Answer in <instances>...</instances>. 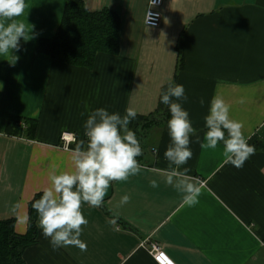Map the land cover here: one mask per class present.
I'll return each instance as SVG.
<instances>
[{
  "label": "crops",
  "instance_id": "crops-1",
  "mask_svg": "<svg viewBox=\"0 0 264 264\" xmlns=\"http://www.w3.org/2000/svg\"><path fill=\"white\" fill-rule=\"evenodd\" d=\"M68 1L25 0L16 19L33 26L32 38L0 55V222L15 220L16 233H28L31 202L49 186L50 171L72 168L71 152L87 139L83 125L97 108L137 111L130 125L144 145L137 158L144 170L113 182L101 207L83 205L86 251H54L38 227L25 264H157L154 244L176 264H264V0H166L159 27L146 24L151 0H81L121 21L119 54H99L92 69L37 52L39 40L57 34ZM169 81L184 86L183 107L201 139L209 102L220 95L255 147L237 169L224 163L222 144L206 149L193 142L184 167L200 181L194 206L182 204L162 179L167 124L139 125L138 118L157 113ZM14 115L37 122L33 139L7 134ZM65 132L77 138L69 150ZM153 179L158 188L150 187ZM124 195L130 202L118 207Z\"/></svg>",
  "mask_w": 264,
  "mask_h": 264
},
{
  "label": "clouds",
  "instance_id": "clouds-1",
  "mask_svg": "<svg viewBox=\"0 0 264 264\" xmlns=\"http://www.w3.org/2000/svg\"><path fill=\"white\" fill-rule=\"evenodd\" d=\"M154 3L151 0V6ZM25 7V0H0V55L12 54L19 49L21 39L32 38L29 33L33 26L29 29L28 24L16 19L23 15ZM160 102L170 112L167 121L170 142L164 152L167 169L162 170V179L177 193L182 204L194 206L201 194L200 181L189 175L190 168L184 167L193 156L190 147L193 142L206 149H216L222 144L224 163L237 169L255 154V147L248 143L243 122L231 117V105L220 95L213 96L209 102L203 118V139L183 107L189 97L182 84L169 81ZM199 103L204 106L203 97ZM136 118L137 111L132 107L124 115L110 113L106 108L90 111L83 125L87 139L78 141L71 152L72 168L59 174L55 169L50 171L49 186L42 190L32 208L38 215V227L54 251L70 246L86 251L87 244L80 239L83 227L88 224L83 205L101 207L113 182H127L144 170L137 159L143 155L141 143L129 128ZM150 187L158 188L159 182L151 180ZM129 202L130 197L124 195L118 207ZM110 223L114 224L115 220Z\"/></svg>",
  "mask_w": 264,
  "mask_h": 264
},
{
  "label": "trees",
  "instance_id": "trees-1",
  "mask_svg": "<svg viewBox=\"0 0 264 264\" xmlns=\"http://www.w3.org/2000/svg\"><path fill=\"white\" fill-rule=\"evenodd\" d=\"M120 31V18L113 11L91 12L83 1L69 0L57 34L52 39L39 40L37 52L62 63L92 69L99 54H119ZM169 118L168 107L160 103L156 114L138 119L139 125L145 127L158 121L167 124ZM134 127L129 125L130 129ZM36 129L35 120L14 115L10 117L6 131L9 136L26 134L28 138L33 139ZM41 195L42 193L38 194L30 204V225L26 235L16 233L15 220L0 222V264H25L24 252L36 242L38 230V215L32 204Z\"/></svg>",
  "mask_w": 264,
  "mask_h": 264
},
{
  "label": "built area",
  "instance_id": "built-area-1",
  "mask_svg": "<svg viewBox=\"0 0 264 264\" xmlns=\"http://www.w3.org/2000/svg\"><path fill=\"white\" fill-rule=\"evenodd\" d=\"M166 0H155V3L151 6L147 13L146 24L151 27H159L162 14L159 8L163 6ZM63 148L66 150L71 149V145L77 141L74 134L65 132L62 135ZM152 254L157 264H176L158 244L152 246Z\"/></svg>",
  "mask_w": 264,
  "mask_h": 264
},
{
  "label": "rangeland",
  "instance_id": "rangeland-1",
  "mask_svg": "<svg viewBox=\"0 0 264 264\" xmlns=\"http://www.w3.org/2000/svg\"><path fill=\"white\" fill-rule=\"evenodd\" d=\"M146 145H147V144H146ZM142 147H144V145H143ZM147 149H148V148H147V147H145V150H146V151H147Z\"/></svg>",
  "mask_w": 264,
  "mask_h": 264
}]
</instances>
